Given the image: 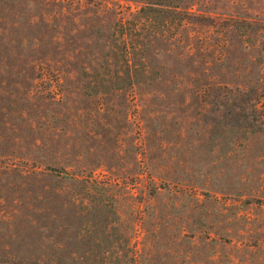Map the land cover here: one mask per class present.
Returning a JSON list of instances; mask_svg holds the SVG:
<instances>
[{
	"label": "rangeland",
	"instance_id": "1",
	"mask_svg": "<svg viewBox=\"0 0 264 264\" xmlns=\"http://www.w3.org/2000/svg\"><path fill=\"white\" fill-rule=\"evenodd\" d=\"M0 264H264V0H0Z\"/></svg>",
	"mask_w": 264,
	"mask_h": 264
}]
</instances>
